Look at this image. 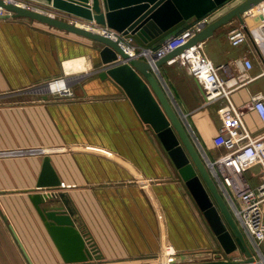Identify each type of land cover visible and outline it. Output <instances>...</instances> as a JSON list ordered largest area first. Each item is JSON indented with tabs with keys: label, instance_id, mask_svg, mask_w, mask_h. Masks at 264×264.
Masks as SVG:
<instances>
[{
	"label": "crops",
	"instance_id": "crops-1",
	"mask_svg": "<svg viewBox=\"0 0 264 264\" xmlns=\"http://www.w3.org/2000/svg\"><path fill=\"white\" fill-rule=\"evenodd\" d=\"M28 1L62 18L68 14ZM258 17L239 45L228 38L240 25L235 18L203 40L207 56L215 64L228 63L244 81L231 99L253 134L262 124L250 96L264 94V25ZM99 46L28 17L0 18V151L21 150L0 155V264H65L29 197L46 153L61 180L56 191L67 194L103 253L101 260L75 264H150L166 244L175 247L182 264L243 257L240 249L225 254L152 126L117 81L100 76ZM244 55L253 66L241 72L235 61ZM159 70L188 114L187 124L161 83L200 155L201 145L210 155L216 151L212 137L221 123V102L206 103L203 84L186 67L166 61ZM58 75L71 82L75 97L33 89ZM251 170L245 175L255 185L260 170Z\"/></svg>",
	"mask_w": 264,
	"mask_h": 264
},
{
	"label": "water",
	"instance_id": "water-1",
	"mask_svg": "<svg viewBox=\"0 0 264 264\" xmlns=\"http://www.w3.org/2000/svg\"><path fill=\"white\" fill-rule=\"evenodd\" d=\"M32 1L86 20H95L115 29L126 38H133L143 46L155 45L183 27L190 19L209 16L208 23L200 31L155 60L153 67L145 59L130 56L118 44L117 39L106 34L72 23L42 7L31 8L0 0V6L7 10L0 18L28 17L100 43L99 55L103 63L100 76L110 75L117 81L125 89L142 119L152 126L225 254L240 249L245 260L252 261L253 251L244 233L211 177L186 125L167 97L154 68L159 70L163 63L181 54L192 44L205 40L215 29L234 18L249 34L248 23L258 21L259 17H250L246 12L262 4L264 0ZM43 97L47 95L43 94ZM60 185L61 180L54 169L51 156L46 153L43 155L36 188L29 195L32 203L65 264L101 260L103 253L92 235L79 223L77 211L72 207L67 194L56 191ZM227 261L226 258L210 259L191 264H223Z\"/></svg>",
	"mask_w": 264,
	"mask_h": 264
},
{
	"label": "built area",
	"instance_id": "built-area-1",
	"mask_svg": "<svg viewBox=\"0 0 264 264\" xmlns=\"http://www.w3.org/2000/svg\"><path fill=\"white\" fill-rule=\"evenodd\" d=\"M26 7H41L28 0H7ZM263 10V13H262ZM0 6V15L6 13ZM246 14L250 17L260 15V22L264 25V2L253 7ZM55 15V14H54ZM62 17V16H61ZM63 17L72 23L99 31L114 39L130 56L145 59L154 67V62L170 50L186 41L200 31L208 23V15L196 19L180 33L166 39L160 46H143L133 38H126L120 32L107 25L99 24L95 20H86L72 14H63ZM248 32L240 24L228 31V38L232 45L243 43ZM169 63H178L186 67L188 72L196 77L204 86L206 103L220 101L217 109L221 123L212 137V144L216 149L214 157H210L201 145V157L229 210L244 233L252 251L254 259L246 261L243 257L225 255L228 260L223 264H264V94L255 91L250 96V108L260 118L261 132L253 134L244 120V111L241 106L231 99L232 92L240 87L244 81L238 74L230 70L228 63L215 64L205 53L203 41L192 44L184 52L168 60ZM241 72L250 69L253 62L244 55L235 61ZM223 70L225 75L220 71ZM166 92L180 111L183 121L187 123L188 114L185 113L173 95L168 84L162 78L160 70L154 68ZM53 96L60 98L75 97L71 82L66 76L58 75L50 78L43 85ZM188 124V123H187ZM198 142L199 139L197 138ZM32 151V149H28ZM21 152V150H2L0 155ZM259 164L261 171L258 182L253 185L246 177L245 172L251 166ZM210 258V255H208ZM178 257V258H177ZM203 261V260H196ZM179 264L178 251L171 244H166L155 262L150 264Z\"/></svg>",
	"mask_w": 264,
	"mask_h": 264
},
{
	"label": "rangeland",
	"instance_id": "rangeland-1",
	"mask_svg": "<svg viewBox=\"0 0 264 264\" xmlns=\"http://www.w3.org/2000/svg\"><path fill=\"white\" fill-rule=\"evenodd\" d=\"M40 88H43V86H38V87H35V88H33V89H37L38 91H40ZM215 152L216 151H213L212 153H210L209 152V156L210 157H214L215 156ZM251 171H249L248 172V174H251V173H255L256 174V172L258 171V170H260L261 171V167H260V165L259 164H255V165H253V166H251ZM247 174V173H246ZM210 256H213L212 254H210ZM206 257V256H205ZM214 257V256H213ZM205 259H209V258H204V260Z\"/></svg>",
	"mask_w": 264,
	"mask_h": 264
},
{
	"label": "bare ground",
	"instance_id": "bare-ground-1",
	"mask_svg": "<svg viewBox=\"0 0 264 264\" xmlns=\"http://www.w3.org/2000/svg\"><path fill=\"white\" fill-rule=\"evenodd\" d=\"M258 6H259V5H258ZM258 6H257V7H258Z\"/></svg>",
	"mask_w": 264,
	"mask_h": 264
}]
</instances>
